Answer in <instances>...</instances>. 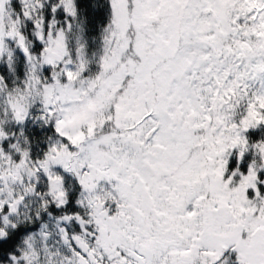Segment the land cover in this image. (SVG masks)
<instances>
[{
  "label": "snow or ice",
  "instance_id": "obj_1",
  "mask_svg": "<svg viewBox=\"0 0 264 264\" xmlns=\"http://www.w3.org/2000/svg\"><path fill=\"white\" fill-rule=\"evenodd\" d=\"M0 264H264V0H0Z\"/></svg>",
  "mask_w": 264,
  "mask_h": 264
}]
</instances>
